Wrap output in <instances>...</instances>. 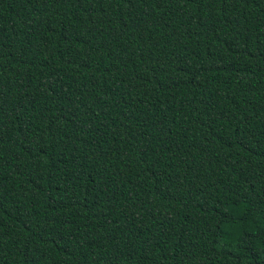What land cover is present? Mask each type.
I'll return each mask as SVG.
<instances>
[{"label":"trees","instance_id":"16d2710c","mask_svg":"<svg viewBox=\"0 0 264 264\" xmlns=\"http://www.w3.org/2000/svg\"><path fill=\"white\" fill-rule=\"evenodd\" d=\"M0 264H264V0H0Z\"/></svg>","mask_w":264,"mask_h":264}]
</instances>
